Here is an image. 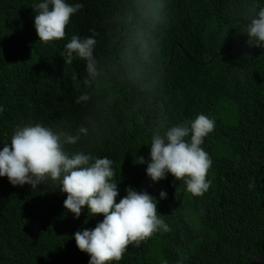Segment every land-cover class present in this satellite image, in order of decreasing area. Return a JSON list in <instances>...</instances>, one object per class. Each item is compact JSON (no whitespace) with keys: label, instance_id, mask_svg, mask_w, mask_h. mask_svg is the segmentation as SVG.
<instances>
[{"label":"trees","instance_id":"1","mask_svg":"<svg viewBox=\"0 0 264 264\" xmlns=\"http://www.w3.org/2000/svg\"><path fill=\"white\" fill-rule=\"evenodd\" d=\"M42 2L0 0V150L17 126L75 135L83 125L88 134L64 145L69 155L113 161L117 203L129 187L156 199L157 216L169 230L139 247L130 244L109 264H264V47L249 46L245 34L264 0H163L145 86L110 72L87 89L86 62L65 65V45L72 36H95L94 56L101 65L115 64L114 41L124 28L117 17L126 14L128 0H65L83 8L70 18L65 37L48 44L39 42L34 23L33 7ZM85 92L90 99L76 103ZM200 114L215 121L204 146L213 163L209 189L194 197L171 173L154 182L146 168L154 132ZM141 156L146 163H135ZM66 198L57 181L34 190L0 176V264H89L74 235L104 217L88 215L85 207L77 219L65 209Z\"/></svg>","mask_w":264,"mask_h":264},{"label":"clouds","instance_id":"2","mask_svg":"<svg viewBox=\"0 0 264 264\" xmlns=\"http://www.w3.org/2000/svg\"><path fill=\"white\" fill-rule=\"evenodd\" d=\"M33 8L39 42L48 44L65 37L70 18L83 5L77 3L73 6L65 0H44ZM164 10L163 0H128L126 14L117 17L124 28L122 35L114 41L116 63L100 64L94 56L95 36H72L61 54L65 65L73 64L77 58L86 62V76L83 78L86 89L110 72L119 73L133 85L144 87L151 75L158 46L155 33L163 21ZM245 34L249 37V46L264 47V9L250 19ZM71 79L75 85L77 75H72ZM89 99L85 92L76 103ZM160 102L164 113L166 106L163 99ZM214 129L215 121L200 114L183 125L170 127L163 134L156 130L151 138L147 175L152 181L159 182L171 173L176 180L186 184V191L192 196H202L211 183L207 180V173L213 162L201 144ZM190 133L189 141L185 138ZM81 134L87 135L88 128L82 125L77 134L71 135L40 124L17 126L11 143L0 150V176L7 177L13 186L28 184L34 190L48 180L57 181L60 190L67 194L64 207L75 218L80 217L85 207L92 217L102 215L104 219L94 229L77 231L74 238L79 250L90 255L89 264H109L121 260L130 244L139 247L155 232L161 229L167 232L169 227L158 218L156 199L147 192H137L129 187L127 195L117 203L118 184L114 182L113 161L109 158H94L83 152L69 155L64 145L76 144ZM135 163L144 164L146 161L141 156ZM160 197L166 198L167 193L161 191Z\"/></svg>","mask_w":264,"mask_h":264},{"label":"water","instance_id":"3","mask_svg":"<svg viewBox=\"0 0 264 264\" xmlns=\"http://www.w3.org/2000/svg\"><path fill=\"white\" fill-rule=\"evenodd\" d=\"M174 46L175 45H172V51H173V49H174ZM221 53H218V54H216V55H214V57H216V56H218V55H220ZM213 57V58H214ZM172 59H173V53L171 52V55H170V57H169V59H168V62H167V64H166V67H165V69L163 70V73L170 67V65H171V63H172ZM189 59L190 60H193L190 56H189ZM212 61V59L209 61V62H211ZM208 62V63H209ZM200 64H203L204 62H199ZM163 73H161V75H160V77H159V79H158V81L156 82V85H155V90L158 88V85H159V80H160V78L162 77V75H163ZM161 101H162V99H160ZM205 142H206V137L204 138V141H203V145H202V149L204 150V146H205Z\"/></svg>","mask_w":264,"mask_h":264}]
</instances>
